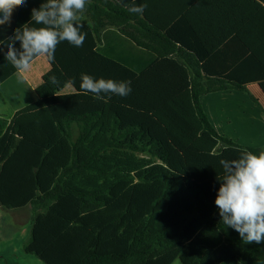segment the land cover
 <instances>
[{
	"label": "trees",
	"instance_id": "trees-1",
	"mask_svg": "<svg viewBox=\"0 0 264 264\" xmlns=\"http://www.w3.org/2000/svg\"><path fill=\"white\" fill-rule=\"evenodd\" d=\"M132 3L88 0L83 46L61 42L38 100L0 116V206L32 208L24 252L45 264H264V243L245 244L215 205L220 159L264 149L220 135L201 101L251 83L264 92V0H137L142 14ZM108 29L155 60L135 72L108 56ZM226 41L248 54L229 72ZM82 73L132 91L96 98Z\"/></svg>",
	"mask_w": 264,
	"mask_h": 264
},
{
	"label": "clouds",
	"instance_id": "clouds-1",
	"mask_svg": "<svg viewBox=\"0 0 264 264\" xmlns=\"http://www.w3.org/2000/svg\"><path fill=\"white\" fill-rule=\"evenodd\" d=\"M25 3L26 0H0V26L10 25L14 11ZM87 3L88 0H46L38 9L33 8L31 20L0 43L7 48L5 60L23 74L38 57L53 61L61 42L82 47L87 33L81 31L80 20ZM146 8L147 4L137 5L133 0L128 10L142 14ZM31 22L42 27H29ZM17 41L19 48L16 47ZM50 80L53 84L58 83L55 76ZM130 85L131 81L95 79L81 74L80 88L99 99L112 95L126 97L132 91ZM219 163L223 175L217 177L220 187L215 205L221 222L235 230L245 244L264 243V152L256 155L244 150L238 159H220Z\"/></svg>",
	"mask_w": 264,
	"mask_h": 264
},
{
	"label": "crops",
	"instance_id": "crops-1",
	"mask_svg": "<svg viewBox=\"0 0 264 264\" xmlns=\"http://www.w3.org/2000/svg\"><path fill=\"white\" fill-rule=\"evenodd\" d=\"M44 2L46 0H26L22 7L17 8L13 13L11 24L0 26V43L12 36L16 28L27 24L31 20V10L38 9ZM158 13V11L153 12V17L159 15ZM28 26L42 27L34 22L29 23ZM101 38L99 48L135 72L142 71L156 58L154 53L137 46L116 29H108ZM115 39H124L128 43L126 47L129 55H124L123 60L114 57L115 50L112 49L111 42ZM0 47H3V51H0V116L12 118L17 111L38 100L36 88L41 85L43 76L50 71L51 65L46 57H38L34 59L27 72L21 74L16 71L4 79L13 66L5 60L6 46L0 45ZM16 47H20L18 41ZM220 50L221 61L218 68L222 71L229 72V68L237 66L233 65L231 59L248 56V54L243 55L245 52L241 47L229 48L228 41L221 45ZM247 89L248 93L237 90L209 93L203 95L201 101L210 122L220 135L239 145L264 149V92L258 83L249 84ZM72 92L74 89L71 86L63 91L66 94ZM251 96L259 101L260 106Z\"/></svg>",
	"mask_w": 264,
	"mask_h": 264
},
{
	"label": "rangeland",
	"instance_id": "rangeland-1",
	"mask_svg": "<svg viewBox=\"0 0 264 264\" xmlns=\"http://www.w3.org/2000/svg\"><path fill=\"white\" fill-rule=\"evenodd\" d=\"M128 45L124 39L114 40L111 47L114 57L123 60ZM129 55V54H128ZM33 225V212L30 207L8 210L0 207V264H45L34 255L24 252ZM172 264H182L178 258Z\"/></svg>",
	"mask_w": 264,
	"mask_h": 264
}]
</instances>
